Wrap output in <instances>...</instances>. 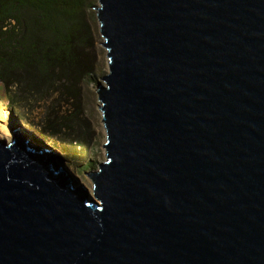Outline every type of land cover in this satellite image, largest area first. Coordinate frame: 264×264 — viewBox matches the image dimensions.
I'll return each instance as SVG.
<instances>
[{
  "label": "water",
  "instance_id": "water-1",
  "mask_svg": "<svg viewBox=\"0 0 264 264\" xmlns=\"http://www.w3.org/2000/svg\"><path fill=\"white\" fill-rule=\"evenodd\" d=\"M105 161L0 140V264H264V0H97Z\"/></svg>",
  "mask_w": 264,
  "mask_h": 264
},
{
  "label": "trees",
  "instance_id": "trees-1",
  "mask_svg": "<svg viewBox=\"0 0 264 264\" xmlns=\"http://www.w3.org/2000/svg\"><path fill=\"white\" fill-rule=\"evenodd\" d=\"M93 2L0 0V92L8 111L63 142L77 176L96 164L88 108L100 63Z\"/></svg>",
  "mask_w": 264,
  "mask_h": 264
},
{
  "label": "rangeland",
  "instance_id": "rangeland-1",
  "mask_svg": "<svg viewBox=\"0 0 264 264\" xmlns=\"http://www.w3.org/2000/svg\"><path fill=\"white\" fill-rule=\"evenodd\" d=\"M92 1V0H91ZM94 7L98 4L97 0H93ZM95 13V11L93 10ZM96 20V19H95ZM95 32L97 37V49L99 54V68L97 71V78L96 81H101V78L107 74L108 72V60L106 58V51L104 48L100 46V43L103 41L99 34V25L96 20L95 25ZM103 83V82H102ZM93 91V96L90 97L88 101V108L91 115V128H92V136L89 137V159L90 161H93L94 163H101L105 161V150L102 149L105 141H106V132L104 130L103 124L101 123V113L97 109L98 108V102H97V95L95 94L94 88L95 83L91 84L90 86ZM9 109L7 108V99L3 95L2 92H0V140H10L9 131L7 129L8 123L11 125H19L21 126L20 129L26 130L28 133L32 134L34 137H36L39 141L44 142L48 144L52 149L56 150L61 158L63 159V164L66 167L68 173L73 176L74 178H77L80 176L81 181H83V184L87 186V188L91 192V184L89 181H87L86 177L83 174L76 175L78 171L75 170V168L78 166V163H74L71 161V157L73 154L66 148L63 147V142H60V140H56L46 134H44L38 127H36L30 120L26 118H20L21 116L17 113H8ZM8 113L10 115L11 121L8 119L2 120L1 118ZM66 144V143H64ZM70 160V161H69ZM73 167H72V166Z\"/></svg>",
  "mask_w": 264,
  "mask_h": 264
},
{
  "label": "bare ground",
  "instance_id": "bare-ground-1",
  "mask_svg": "<svg viewBox=\"0 0 264 264\" xmlns=\"http://www.w3.org/2000/svg\"><path fill=\"white\" fill-rule=\"evenodd\" d=\"M9 113V111H7ZM6 113L1 119L4 120L5 118L11 121L9 114Z\"/></svg>",
  "mask_w": 264,
  "mask_h": 264
}]
</instances>
